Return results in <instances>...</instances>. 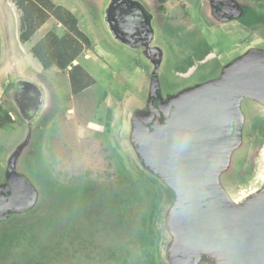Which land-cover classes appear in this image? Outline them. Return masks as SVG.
I'll return each mask as SVG.
<instances>
[{"label":"rangeland","instance_id":"obj_1","mask_svg":"<svg viewBox=\"0 0 264 264\" xmlns=\"http://www.w3.org/2000/svg\"><path fill=\"white\" fill-rule=\"evenodd\" d=\"M201 1L175 0V8L165 10L166 22L156 29L153 44L164 56L154 103L164 113L171 104L227 86L239 69L264 53V20L239 27L232 17L220 18L214 8L218 1H239L264 13V0H203L204 7ZM48 20L54 27L44 26L29 44L48 32L67 36L63 26L56 30L60 23L54 17ZM72 42L78 56L61 72L70 83L64 76L60 83L47 77L52 98L38 121L28 124L23 110L8 98L0 100V195L14 194L19 181L25 184L20 194L30 191L27 206L0 216V264H235L217 245L183 238V192L126 137L130 113L148 120L143 107L129 108L135 93L127 87L136 74L112 72L108 92L97 90L93 101L89 93H80L82 84L91 83L81 69L86 71L85 56H94L92 45L80 37ZM122 49L119 54L135 67L136 54ZM27 90L32 99L24 109L29 115L33 101L39 106L42 99L27 85L15 94ZM7 92L13 95V87ZM237 95L233 108L243 110L245 119L238 120L204 177L231 219L264 200V138L243 135L252 121L264 120V104L250 102L258 97ZM91 120L97 125L88 126ZM25 138L30 140L26 151H13Z\"/></svg>","mask_w":264,"mask_h":264},{"label":"water","instance_id":"obj_2","mask_svg":"<svg viewBox=\"0 0 264 264\" xmlns=\"http://www.w3.org/2000/svg\"><path fill=\"white\" fill-rule=\"evenodd\" d=\"M119 11L115 10V17L123 29L120 32L115 29L111 17L110 26L116 37L133 46L138 41L126 35L132 30L134 20L141 17L139 14L119 16ZM150 35L148 26L146 39ZM233 116L227 91H204L188 97L176 105L166 125L146 136L144 152L148 161L184 194L179 229L185 240L215 244L235 264H264V200L231 219L204 181L219 147L230 138ZM19 183L14 194L0 195V216L30 202V191L20 194L25 184Z\"/></svg>","mask_w":264,"mask_h":264},{"label":"crops","instance_id":"obj_3","mask_svg":"<svg viewBox=\"0 0 264 264\" xmlns=\"http://www.w3.org/2000/svg\"><path fill=\"white\" fill-rule=\"evenodd\" d=\"M50 1L54 5L61 6L73 14L77 20L78 29L87 37L89 43L92 45L91 53L94 56H85L86 61H84V69L93 79L94 84L85 88L80 93H89L94 101V94L97 90L101 95H106L108 92L110 86L106 83L107 81L109 83L111 80L112 72L122 69L133 72L136 74L134 77L132 76L134 79L132 83L134 90L132 87L126 86L127 89L135 93L130 94L132 99H130L131 103L129 108L135 106L143 107L146 112L145 117L149 119L152 113V106L157 105L154 103V95L157 93L155 79L159 76L161 71L164 56L162 49L153 44L155 43L156 29L166 22L163 20L165 10L175 8L174 6L177 4L175 0H133L141 6L142 11L148 19V26L151 32L150 38L144 41L146 46H141L139 48H133L131 45L126 44L116 37L110 26L108 11L111 3L116 0ZM201 2L199 6L203 5L204 7L205 4L203 0ZM178 4H180V2H178ZM19 18L20 13L15 7L13 0H0V100L2 98L10 99L12 105L15 106L17 110L20 108L24 111L26 114L24 115L25 121L28 124H32L41 118L44 108L49 106V100L52 98L51 87L50 84L47 83V77L53 76L55 79L54 81L59 83L64 77L67 78L68 84L70 81L68 76L66 77L63 75V77L61 75V72H63L62 70H58L56 67L44 69L38 59L33 56L31 48L41 38L31 44L29 43L32 38L28 42H20ZM173 20L175 21L176 18ZM211 24L213 23L210 20V26ZM46 25L49 26L47 30L54 27L52 21L48 20L40 29ZM60 26L62 27L61 24H57L55 26L56 30H59ZM187 27L191 28V26ZM187 29L182 32L187 31ZM171 40L175 43V37H171ZM119 46L136 54L137 57L134 59H137L138 63L135 64V67H131L130 63L128 64V58L119 54ZM149 51L156 53V63H152L148 59L146 53ZM64 72L66 71L64 70ZM184 75L187 76L186 73H184ZM51 82L53 83V81ZM59 83L57 85L53 84L58 87ZM20 85H27L28 88H32L41 95L42 100L40 105L36 106L37 103L33 101V113L29 115H27L24 107L26 103L30 104V101L27 100L26 102V96L24 94H15V90H20ZM10 86L13 87V95L7 92ZM30 108V105H28V111H30ZM130 116L131 117L127 121L126 137L132 144L134 142L137 144L139 143L138 140L142 139L144 135H142V131L139 128L140 121L137 119V116L132 113H130ZM54 121L55 120L52 122ZM87 123L88 126L97 125V123L92 120ZM29 141L30 140L27 138L23 139L15 146L13 151H26L29 146Z\"/></svg>","mask_w":264,"mask_h":264},{"label":"flooded vegetation","instance_id":"obj_4","mask_svg":"<svg viewBox=\"0 0 264 264\" xmlns=\"http://www.w3.org/2000/svg\"><path fill=\"white\" fill-rule=\"evenodd\" d=\"M214 8L216 10V14L219 15L220 18L229 19L232 17L235 19L236 24H238L239 27H246L251 24L255 25L257 22L262 23L264 20V13H262L261 9L248 4L246 5L244 3L240 4L239 1H236L234 4L229 1H218L217 4L214 3ZM109 9L108 17H111V21L113 22L115 29H117L119 32L123 28L121 29V23L118 17H115L116 9L118 11L120 10V13H118L119 16L123 14L126 16L139 14L141 18L134 20L133 28L129 33H127L126 36H131L133 39L138 41H136L137 43L131 47L139 48L141 46H146L144 41L148 37V19L142 11L141 6L133 0H121L112 5V7L110 6ZM244 44L245 42L242 43V45ZM146 54L152 63L157 62V56L155 52L149 51ZM235 75L236 76L227 86L209 88L206 91H227L231 100H233L234 95L235 97L238 96L237 93H243L246 95L248 94L260 99L250 102H260L264 104V53L260 52L257 56H255L254 61L251 64H247L242 69H239ZM23 94L26 96L27 100L31 101L32 98L30 92L27 91ZM250 102L248 101L241 106L245 107V105ZM170 107V111L168 113H164L160 106H152V113L147 121H141L137 117V119L140 121L139 128L142 131V135H144L142 139L138 140L139 143H137L139 145L138 148H140L142 151H146V136L150 132L157 130L158 128L167 124L169 118L176 108V104H171ZM236 112H238V117L236 116ZM243 112V110L242 112L238 111V109L234 110L230 136L236 131L237 125L239 124L238 120L240 121L245 119ZM248 133H251V135L255 134L254 137L258 140L264 138V120L258 118L252 121L250 128H245L243 135H247Z\"/></svg>","mask_w":264,"mask_h":264},{"label":"trees","instance_id":"obj_5","mask_svg":"<svg viewBox=\"0 0 264 264\" xmlns=\"http://www.w3.org/2000/svg\"><path fill=\"white\" fill-rule=\"evenodd\" d=\"M13 3L20 13V42H28L49 17H54L68 31L67 36L63 38H58L53 32H48L31 48V53L44 69L57 67L59 70H65L79 53L72 39L80 37L85 42H89L78 29L77 20L73 14L61 6L54 5L50 0H13ZM81 72L91 81L90 84H82L80 88L82 91L94 84V81L86 71L81 69ZM82 81L79 80L80 83Z\"/></svg>","mask_w":264,"mask_h":264}]
</instances>
